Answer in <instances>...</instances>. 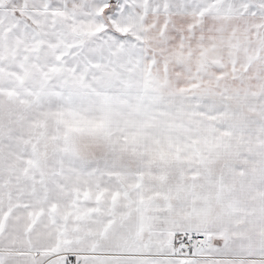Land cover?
<instances>
[{
	"label": "snow or ice",
	"instance_id": "6c2138e0",
	"mask_svg": "<svg viewBox=\"0 0 264 264\" xmlns=\"http://www.w3.org/2000/svg\"><path fill=\"white\" fill-rule=\"evenodd\" d=\"M0 264H264V0H0Z\"/></svg>",
	"mask_w": 264,
	"mask_h": 264
}]
</instances>
